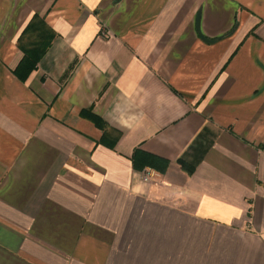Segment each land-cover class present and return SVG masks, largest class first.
<instances>
[{"label": "crops", "instance_id": "1", "mask_svg": "<svg viewBox=\"0 0 264 264\" xmlns=\"http://www.w3.org/2000/svg\"><path fill=\"white\" fill-rule=\"evenodd\" d=\"M0 264H264V0H0Z\"/></svg>", "mask_w": 264, "mask_h": 264}, {"label": "trees", "instance_id": "2", "mask_svg": "<svg viewBox=\"0 0 264 264\" xmlns=\"http://www.w3.org/2000/svg\"><path fill=\"white\" fill-rule=\"evenodd\" d=\"M54 35V31L47 26L39 14L33 16L18 40L24 56L14 70L17 76L24 78L27 73L37 66L39 58L47 50ZM143 154L153 163V167L167 166V160L146 152H143ZM184 166L187 167L186 165Z\"/></svg>", "mask_w": 264, "mask_h": 264}, {"label": "built area", "instance_id": "3", "mask_svg": "<svg viewBox=\"0 0 264 264\" xmlns=\"http://www.w3.org/2000/svg\"><path fill=\"white\" fill-rule=\"evenodd\" d=\"M159 176V173L153 167H145L141 171V178L146 182H152L155 178Z\"/></svg>", "mask_w": 264, "mask_h": 264}]
</instances>
